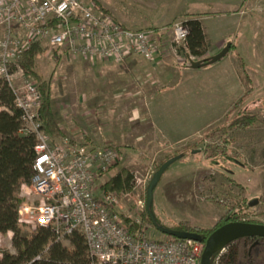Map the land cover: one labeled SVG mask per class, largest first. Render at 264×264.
I'll return each mask as SVG.
<instances>
[{
  "label": "rangeland",
  "instance_id": "rangeland-1",
  "mask_svg": "<svg viewBox=\"0 0 264 264\" xmlns=\"http://www.w3.org/2000/svg\"><path fill=\"white\" fill-rule=\"evenodd\" d=\"M98 1L120 23L121 17L136 23L170 19L166 27H152L159 31L197 16L207 32L211 56L206 58L221 52L226 41L235 49L197 73L186 67L185 55H174L170 34L163 37L155 62L133 59L123 65L93 64L44 45L36 72L50 83L53 112L65 139L85 142L87 137L95 146L120 153L119 163L98 181L96 192L119 174H131V191L111 192L124 218L141 222L148 237L160 241L170 237L155 225L214 230L227 206L243 199L255 202L248 218L264 225V0ZM218 42L225 46L219 52L213 49ZM243 114L257 116L258 123L246 131H229L233 144L227 157L210 159V146L219 142L211 134L228 129ZM177 157L153 190L151 218L148 188L160 166ZM20 193L24 204L34 200ZM35 229L22 226L23 234ZM13 237L12 232L0 234V258L16 253ZM236 246L239 264H264V242L245 239ZM217 252L220 257L227 250Z\"/></svg>",
  "mask_w": 264,
  "mask_h": 264
},
{
  "label": "built area",
  "instance_id": "built-area-1",
  "mask_svg": "<svg viewBox=\"0 0 264 264\" xmlns=\"http://www.w3.org/2000/svg\"><path fill=\"white\" fill-rule=\"evenodd\" d=\"M169 34L174 55H185L187 63L195 61L186 52V22L161 31L135 30L100 13L88 0H0V92L6 86L12 92L14 106L22 112L19 135L36 142L33 177L22 186L34 200L20 207L19 223L50 228L64 244L81 234L88 248L87 264H200L204 244L151 239L141 222L124 218L115 194L96 192L99 175L119 163L120 153L47 134L39 114V85L26 75L21 61L38 44L93 64L155 62ZM5 110L0 100V112Z\"/></svg>",
  "mask_w": 264,
  "mask_h": 264
},
{
  "label": "trees",
  "instance_id": "trees-1",
  "mask_svg": "<svg viewBox=\"0 0 264 264\" xmlns=\"http://www.w3.org/2000/svg\"><path fill=\"white\" fill-rule=\"evenodd\" d=\"M88 1L93 3L100 13L110 15V12L98 0ZM186 25L189 27L186 52L194 57L195 61L207 59L209 46L201 20L199 17L193 16L186 21ZM234 49L235 46L232 45L231 52ZM42 52L43 50L38 44L33 45L25 53L21 65L28 77H35L38 80L42 100L39 114L45 132L53 139L61 140L65 139V134L53 112L50 83L42 80L36 72L37 58ZM58 58L60 59V56ZM241 61L244 77L249 83L250 78L246 73L248 67L243 60ZM186 67L191 68V64L188 63ZM0 100L2 105L6 107L5 111L0 112V234H8L10 232L14 234L13 247L16 251L15 254L10 252L3 253L0 258V264H87L88 248L84 237L79 233H75L69 239L68 243L70 246L58 242L56 234L50 228L38 227L31 234H23L22 225L19 223V210L25 199L20 192L22 186L29 185L33 177L36 142L33 137H21L19 135L22 112L14 106V96L7 86L0 92ZM256 123H258L257 116L243 114L242 118L233 122L228 129H220L212 133L210 137L216 138L218 136L219 142L210 146L211 154L209 158L227 157L228 147L233 144V141L229 138V131L234 129L246 131L249 128L251 129ZM85 142L92 143L87 137H85ZM163 165L160 166L159 170ZM106 174L101 173L99 180ZM229 182L231 185L243 190L234 181L229 180ZM103 188L106 191H131L133 188V176L131 174H119L105 184ZM252 203L253 201L243 199L234 205H228L225 216L214 230L192 227L177 230L200 236L201 243L205 245L209 236L216 229L226 224L234 222L258 224L248 218L249 214L247 211L252 207ZM127 221L130 222L129 220ZM249 240L264 242L263 239ZM237 242L225 246L226 254L219 257V253H215L212 258V264H239L240 252L236 246Z\"/></svg>",
  "mask_w": 264,
  "mask_h": 264
},
{
  "label": "water",
  "instance_id": "water-1",
  "mask_svg": "<svg viewBox=\"0 0 264 264\" xmlns=\"http://www.w3.org/2000/svg\"><path fill=\"white\" fill-rule=\"evenodd\" d=\"M232 48V43H228L226 47L219 52L217 55L207 58L201 61H190L191 69L200 70L212 65H215L222 61L229 54ZM178 158L172 159L168 161L163 167L155 174L149 188L147 194V207L149 210L150 205L152 204L153 199V190L160 183L164 174L168 170V168L175 163ZM255 202L252 203V206ZM149 214L151 217V213L149 210ZM152 218V217H151ZM152 221V220H151ZM157 229L163 233L164 235L183 241H195L201 243L202 240L200 236L189 233V232H181L178 230L163 228L159 225H155ZM245 239H263L264 240V225L260 224H251L245 222H234L226 224L218 229H216L207 239L204 245V251L201 258L200 264H212V258L217 251L226 245L237 242Z\"/></svg>",
  "mask_w": 264,
  "mask_h": 264
},
{
  "label": "crops",
  "instance_id": "crops-1",
  "mask_svg": "<svg viewBox=\"0 0 264 264\" xmlns=\"http://www.w3.org/2000/svg\"><path fill=\"white\" fill-rule=\"evenodd\" d=\"M170 12H173V11H170ZM180 13H186V12H184V11H180ZM117 17V16H116ZM197 17V16H196ZM117 19V18H116ZM121 19V24L122 25H124L125 27H127V28H130V29H134V28H132V27H135V26H138V27H140V28H146V29H152V27L154 26L155 28H158V27H166V25H168V23H170V19H167V17L165 18V19H162V18H160L158 21H157V19L155 20V19H152V20H146V21H143V22H135V21H133V20H129V19H125V18H123V17H121L120 18ZM162 19V20H161ZM187 20L186 21H188L189 20V18H186ZM118 20V19H117ZM201 20V22H202V24H203V20L202 19H200ZM119 21V20H118ZM120 22V21H119ZM203 27H204V31H205V35H206V39L208 40V37H207V32H206V29H205V26H204V24H203ZM136 30V29H135ZM139 30H141V29H139ZM228 41H226L225 42V44H228L227 43ZM222 42H218V44L213 48L215 51H217V52H219L220 51V49H223L225 46H224V44L222 43ZM224 46V47H223ZM209 56H211V52L209 51L208 52V55H207V57H209ZM191 71H193V72H197V73H203V72H201L200 70H202V69H200V70H193V69H191V68H189ZM207 73V72H206Z\"/></svg>",
  "mask_w": 264,
  "mask_h": 264
}]
</instances>
